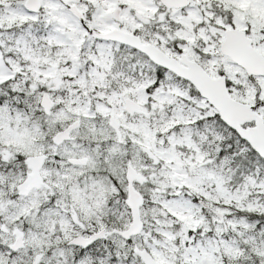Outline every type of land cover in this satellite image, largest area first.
Returning <instances> with one entry per match:
<instances>
[{"label":"snow or ice","instance_id":"1","mask_svg":"<svg viewBox=\"0 0 264 264\" xmlns=\"http://www.w3.org/2000/svg\"><path fill=\"white\" fill-rule=\"evenodd\" d=\"M0 264H264V0H0Z\"/></svg>","mask_w":264,"mask_h":264}]
</instances>
